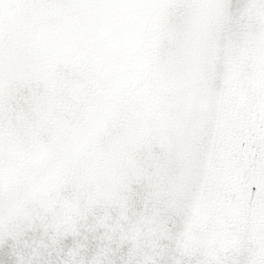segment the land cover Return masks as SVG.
<instances>
[{
  "label": "snow or ice",
  "instance_id": "snow-or-ice-1",
  "mask_svg": "<svg viewBox=\"0 0 264 264\" xmlns=\"http://www.w3.org/2000/svg\"><path fill=\"white\" fill-rule=\"evenodd\" d=\"M0 264H264V0H0Z\"/></svg>",
  "mask_w": 264,
  "mask_h": 264
}]
</instances>
